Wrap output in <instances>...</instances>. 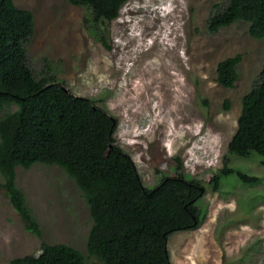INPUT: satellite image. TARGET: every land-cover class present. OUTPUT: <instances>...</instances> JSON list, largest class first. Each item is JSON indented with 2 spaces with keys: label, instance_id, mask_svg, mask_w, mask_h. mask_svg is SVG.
I'll list each match as a JSON object with an SVG mask.
<instances>
[{
  "label": "rangeland",
  "instance_id": "1",
  "mask_svg": "<svg viewBox=\"0 0 264 264\" xmlns=\"http://www.w3.org/2000/svg\"><path fill=\"white\" fill-rule=\"evenodd\" d=\"M15 1L34 13L27 46L31 66L41 70L50 62L70 91L116 117L115 143L133 156L146 186L181 172L206 186L198 200L204 222L190 231H174L168 239L172 264H264L262 156L253 152L228 161L257 175L256 182L230 173L221 177L218 189L212 184L225 164L242 97L264 64V38L250 35L249 22L208 31L215 4L228 0H126L107 27L108 47L88 5ZM236 54L242 55L239 77L233 87H225L217 80V66ZM16 107L1 108L0 116ZM17 183L47 241L68 243L85 254L88 264H102L87 253L92 219L73 177L59 165L39 162L30 168L18 165ZM40 243L0 188V264L39 253Z\"/></svg>",
  "mask_w": 264,
  "mask_h": 264
},
{
  "label": "trees",
  "instance_id": "2",
  "mask_svg": "<svg viewBox=\"0 0 264 264\" xmlns=\"http://www.w3.org/2000/svg\"><path fill=\"white\" fill-rule=\"evenodd\" d=\"M90 7L105 45L110 21L126 0H71ZM208 31L244 20L254 38H264V0H228L215 4ZM32 10L15 0H0V109L17 107L0 116V188L20 214L24 226L41 238L39 253L16 257L14 264H88L85 254L65 242L51 243L24 190L17 183V166L56 164L73 177L89 207L92 225L86 249L102 264H172L168 239L177 230L204 222L198 200L206 193L200 179L184 173L165 175L153 187L144 184L133 156L115 143L117 119L95 100L74 94L59 81L52 65L31 66L27 46L34 34ZM241 54L219 61L217 80L233 87ZM67 87L69 90H66ZM230 107L227 98L224 104ZM262 156L264 165V64L255 85L242 97L237 128L229 142L225 164L212 177L236 174L245 183L257 175L230 166V156Z\"/></svg>",
  "mask_w": 264,
  "mask_h": 264
},
{
  "label": "crops",
  "instance_id": "3",
  "mask_svg": "<svg viewBox=\"0 0 264 264\" xmlns=\"http://www.w3.org/2000/svg\"><path fill=\"white\" fill-rule=\"evenodd\" d=\"M194 229H196V228H194ZM190 230H193V229H186L185 231H190ZM182 248L185 249L186 245L182 246Z\"/></svg>",
  "mask_w": 264,
  "mask_h": 264
},
{
  "label": "bare ground",
  "instance_id": "4",
  "mask_svg": "<svg viewBox=\"0 0 264 264\" xmlns=\"http://www.w3.org/2000/svg\"><path fill=\"white\" fill-rule=\"evenodd\" d=\"M172 45H173V44H172ZM143 50H144V49H143ZM133 51H134V50H133ZM133 51H132V52H133ZM157 54H158V52L156 53V56H157ZM159 56H160V55H159ZM162 59H163V58H162ZM160 60H161V58H160ZM165 62H166V61H165ZM160 63H161V62H160ZM159 67H160V66H159ZM161 67H163V66H161Z\"/></svg>",
  "mask_w": 264,
  "mask_h": 264
},
{
  "label": "water",
  "instance_id": "5",
  "mask_svg": "<svg viewBox=\"0 0 264 264\" xmlns=\"http://www.w3.org/2000/svg\"><path fill=\"white\" fill-rule=\"evenodd\" d=\"M66 90H69L67 87H65Z\"/></svg>",
  "mask_w": 264,
  "mask_h": 264
}]
</instances>
